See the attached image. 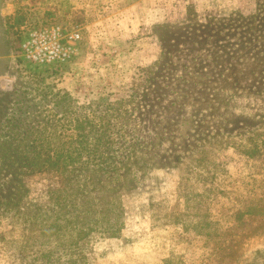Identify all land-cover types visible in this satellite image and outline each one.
Returning <instances> with one entry per match:
<instances>
[{"label":"rangeland","instance_id":"rangeland-1","mask_svg":"<svg viewBox=\"0 0 264 264\" xmlns=\"http://www.w3.org/2000/svg\"><path fill=\"white\" fill-rule=\"evenodd\" d=\"M238 13L257 17L238 37L240 83L182 85L172 108L166 84ZM50 26L79 33L70 57L29 62L19 44ZM11 112L44 130L32 136L43 155L82 157L27 170L2 168L1 151L0 264H264V0H0V124ZM188 117L198 142L182 163L168 166L160 149L142 156L138 142L155 133L163 149L180 147L172 133ZM108 156H129V168L97 172Z\"/></svg>","mask_w":264,"mask_h":264},{"label":"trees","instance_id":"trees-1","mask_svg":"<svg viewBox=\"0 0 264 264\" xmlns=\"http://www.w3.org/2000/svg\"><path fill=\"white\" fill-rule=\"evenodd\" d=\"M256 18H257L256 15H252L248 18H242V16L239 13L236 14L235 16H231L227 18L226 21H229L231 23L230 26L233 25L234 28L232 27L230 31L228 30L224 32L225 36L220 37L219 38L220 40L215 39L213 41V46L211 45L208 48V43H206L202 47V50H206L205 47L208 49V51L206 52L203 51L204 55H201L199 53L200 50L192 52L194 54L193 57L187 58L185 60V64L182 68V75H180L179 77L176 76L177 77L176 79L170 80L169 83L171 84V86L169 84H166V86L164 87V89L166 88V90H168L166 93L168 97L167 101L168 103H170V106L172 108L177 106L178 103L181 102L180 90H181L182 85H188V88H190L191 86L192 88H198L201 86L203 87L205 86L206 88L207 86L220 87L228 83H230L231 86L234 87L237 83H240V79H241L240 77L243 75L242 74L243 70L241 67L243 57H241V55L239 56L240 52L238 50V47L240 45V42H238L239 41L238 37L244 31V29L242 28L247 26L249 27V29H251L255 25L257 21ZM242 21H244V24ZM200 28L209 30V26H206V25L201 26ZM214 30H215V27H214ZM212 33L213 32L210 31L209 36L213 35ZM210 38L213 40L216 37L214 36ZM255 41L256 40H251L246 47L249 48L251 45H253V43H255ZM252 49L253 48L251 47V49L248 52L251 53ZM159 60L161 62L162 58ZM158 65H160V63L157 64V66ZM171 67L173 68V71L177 70L176 64H172ZM197 68H200L201 73H198L199 71H196ZM183 76L187 79H184ZM164 81L167 83L168 81L167 76L165 77ZM189 83H192V84L190 85ZM204 92H205V89H204ZM189 96L184 97L185 99H187V101L184 103H189L190 99L194 101V99ZM206 102L212 103L214 101L210 100L209 98V101H206ZM60 104L61 103H55V105L53 106H59ZM71 105L72 103H62V109H63L62 115H64L63 117L69 116L72 113ZM21 108L22 107H20V109ZM180 108H184V106H180ZM45 110H46V107H45ZM226 117L227 116L222 117L220 115L217 117V120L219 118L220 121L222 122V120H225ZM191 120L189 119V117L185 118L184 120L179 119L175 127L176 131L172 133L176 138L180 139L178 141L180 143V147H173L169 145V148L167 150L163 149L162 148L163 144L159 143L158 135L155 133V136H153V139L151 140L152 142L148 144H145V142H142V143L138 142L140 144L138 146L143 147L145 145L143 148L144 152L142 156H145L149 150H152L153 152L155 151L157 152V150L160 149V156H164L165 159L170 162V165L168 166L174 167L175 164L179 165L180 163H182V160L184 159V157L189 156V154H191L190 151L194 149L193 144L191 143L198 142L197 137L192 132L193 124ZM239 120H240V124H238V127H241V125L244 124L243 123L244 117L243 116L240 117ZM73 122L75 123V126H76L75 128L79 130V127H80L79 120L75 118ZM85 122L87 125H91L90 120H87ZM0 128L5 129V134L7 133L6 129L9 133V135L7 133L8 139L4 142L3 145L0 146V153L2 151V168L5 167L3 164L7 162L9 164L11 163L13 165L20 166V168H26L27 170H31V169L39 170L40 168H48V167L56 169L60 167H65L67 165L72 166L74 164L79 163L81 160L82 154L81 153L79 154V152L76 154V156L68 155L65 159L62 157L61 152L51 155L48 151H46L47 154L45 153L43 155V152L40 150L41 146L38 147L36 144V142L39 139H36L32 136L36 135L38 136V138H40L41 132L44 130L40 132L41 130L40 125L36 126L33 129V123L27 124V121L25 120L23 121L19 116L18 118H14V114L10 116V120L8 122L6 118L5 123L0 124ZM42 128H44V125L42 126ZM227 131L228 130L226 129V132ZM109 140L110 139L106 140V142L110 143ZM84 141L87 142V139L84 138ZM84 141L82 139H79V140H75L74 142L77 145L80 144L82 150H85L86 145L84 146ZM197 145H199V143ZM127 147H129V143ZM178 148L179 150L182 149V151L179 152L178 154L173 152ZM95 151H97L96 148H95ZM192 155H194V153H192ZM94 156L95 155L93 154V156H90V158L91 157L92 159L96 158ZM100 156H98L97 158L102 159L101 158L102 156L101 157ZM107 158H108L107 160H99L98 162L95 163L97 172L102 173V174L106 172L107 174L114 176L118 173V171L124 170L125 168L127 169L129 168L128 167L129 156L128 158H125V159L123 158L124 160L122 159V157L116 159L114 158V156H108ZM85 159L87 160V158ZM199 160H202V159H199ZM106 161H108L109 163H107ZM120 165L122 166L121 168L119 167ZM143 166L144 168L146 166H147L146 168L148 167L154 168L153 165H151L148 162H144ZM7 170H10L13 172V173L12 172L6 173L7 179L17 176L16 171L12 169H7ZM1 187L2 186L0 185V188ZM84 237H86V235Z\"/></svg>","mask_w":264,"mask_h":264},{"label":"built area","instance_id":"built-area-1","mask_svg":"<svg viewBox=\"0 0 264 264\" xmlns=\"http://www.w3.org/2000/svg\"><path fill=\"white\" fill-rule=\"evenodd\" d=\"M79 39L77 32L64 35L60 27L50 26L29 32L18 48L25 59L34 64L63 63L72 53L71 45Z\"/></svg>","mask_w":264,"mask_h":264}]
</instances>
